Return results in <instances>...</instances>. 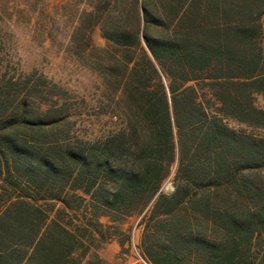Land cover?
Instances as JSON below:
<instances>
[{
    "label": "trees",
    "instance_id": "16d2710c",
    "mask_svg": "<svg viewBox=\"0 0 264 264\" xmlns=\"http://www.w3.org/2000/svg\"><path fill=\"white\" fill-rule=\"evenodd\" d=\"M263 16L264 0H132L89 52L102 135L58 141L57 110L25 102L0 118V264L101 263L112 224L145 211L152 264H264V139L229 124L264 128Z\"/></svg>",
    "mask_w": 264,
    "mask_h": 264
},
{
    "label": "rangeland",
    "instance_id": "374dc122",
    "mask_svg": "<svg viewBox=\"0 0 264 264\" xmlns=\"http://www.w3.org/2000/svg\"><path fill=\"white\" fill-rule=\"evenodd\" d=\"M130 1L0 0V118L25 102L28 113H37L40 107L57 110L58 141L92 140L102 135L113 122L102 114V108L94 110L92 104L99 99L108 105L109 92L89 52L91 45L106 46L103 32L109 24L127 22L125 11ZM255 105L264 109V94L255 95ZM115 113L118 115V110ZM113 121L119 123L117 118ZM229 124L247 136L264 139V128L236 121ZM41 141L44 144L45 139ZM174 176L173 168L163 184L164 193H173ZM145 214L112 224L120 232L99 243L95 251L101 263L92 260L93 264H139L134 247L144 255ZM102 222L109 223L106 218ZM152 231L156 241L163 238L165 228L154 225Z\"/></svg>",
    "mask_w": 264,
    "mask_h": 264
},
{
    "label": "built area",
    "instance_id": "2783aa9c",
    "mask_svg": "<svg viewBox=\"0 0 264 264\" xmlns=\"http://www.w3.org/2000/svg\"><path fill=\"white\" fill-rule=\"evenodd\" d=\"M134 255L136 258V261L139 264H152L140 251L139 248L134 247Z\"/></svg>",
    "mask_w": 264,
    "mask_h": 264
}]
</instances>
